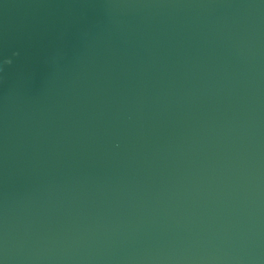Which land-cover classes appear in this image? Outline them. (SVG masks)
<instances>
[{
	"label": "water",
	"instance_id": "obj_1",
	"mask_svg": "<svg viewBox=\"0 0 264 264\" xmlns=\"http://www.w3.org/2000/svg\"><path fill=\"white\" fill-rule=\"evenodd\" d=\"M0 264H264V0H0Z\"/></svg>",
	"mask_w": 264,
	"mask_h": 264
}]
</instances>
